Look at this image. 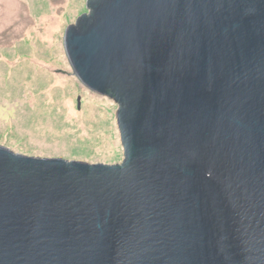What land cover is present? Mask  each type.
I'll return each mask as SVG.
<instances>
[{
    "label": "water",
    "instance_id": "water-1",
    "mask_svg": "<svg viewBox=\"0 0 264 264\" xmlns=\"http://www.w3.org/2000/svg\"><path fill=\"white\" fill-rule=\"evenodd\" d=\"M87 9L66 54L123 159L0 145V264H264V0Z\"/></svg>",
    "mask_w": 264,
    "mask_h": 264
},
{
    "label": "rangeland",
    "instance_id": "rangeland-1",
    "mask_svg": "<svg viewBox=\"0 0 264 264\" xmlns=\"http://www.w3.org/2000/svg\"><path fill=\"white\" fill-rule=\"evenodd\" d=\"M88 0H0V145L18 154L116 164L117 105L75 75L68 27Z\"/></svg>",
    "mask_w": 264,
    "mask_h": 264
}]
</instances>
